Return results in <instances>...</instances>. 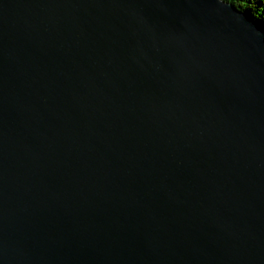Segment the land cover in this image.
I'll list each match as a JSON object with an SVG mask.
<instances>
[{
	"label": "water",
	"instance_id": "obj_1",
	"mask_svg": "<svg viewBox=\"0 0 264 264\" xmlns=\"http://www.w3.org/2000/svg\"><path fill=\"white\" fill-rule=\"evenodd\" d=\"M0 264H264L252 17L0 0Z\"/></svg>",
	"mask_w": 264,
	"mask_h": 264
},
{
	"label": "trees",
	"instance_id": "obj_2",
	"mask_svg": "<svg viewBox=\"0 0 264 264\" xmlns=\"http://www.w3.org/2000/svg\"><path fill=\"white\" fill-rule=\"evenodd\" d=\"M252 17L264 31V0H223Z\"/></svg>",
	"mask_w": 264,
	"mask_h": 264
}]
</instances>
